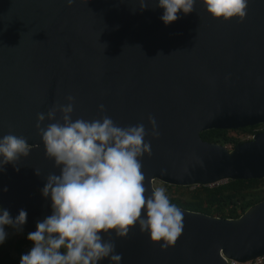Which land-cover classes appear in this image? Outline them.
I'll use <instances>...</instances> for the list:
<instances>
[{"label":"water","instance_id":"1","mask_svg":"<svg viewBox=\"0 0 264 264\" xmlns=\"http://www.w3.org/2000/svg\"><path fill=\"white\" fill-rule=\"evenodd\" d=\"M157 4L148 0L141 11L139 0H74L71 7L66 0H0V138L11 132L32 146L0 171V209L13 219L27 213L20 233L51 215L41 190L48 174H59L45 156L36 115L68 95L75 97L73 120L98 118L101 104L121 126L147 127L148 114L155 117L160 135L145 138L152 155L142 158L146 196L154 181L193 187L264 179V131L231 150L200 137L264 124V0H248L239 23L213 20L198 0L193 12L165 25ZM180 210L184 230L167 249L138 226L124 238H103L114 243L119 264L264 258V200L236 219Z\"/></svg>","mask_w":264,"mask_h":264},{"label":"clouds","instance_id":"2","mask_svg":"<svg viewBox=\"0 0 264 264\" xmlns=\"http://www.w3.org/2000/svg\"><path fill=\"white\" fill-rule=\"evenodd\" d=\"M73 3L66 0L67 7ZM197 3L158 0L156 6L163 9L162 22L169 25L179 19L178 13L193 12ZM199 3L213 20L228 22L236 18L239 23L247 15L248 0ZM147 7L148 0H139L141 11ZM65 100V104L54 103L47 112L36 115L34 127L45 156L54 162L59 174L53 172L46 177L41 194L50 198L51 215L37 222L36 230L27 235L33 246L21 256L19 264H98L105 258L110 264H119L121 255L115 254L114 243L103 235L114 232L124 238L133 226L147 232L150 241L163 249L174 245L184 230V214L171 203L164 187H155L146 196L142 171V158L152 155L151 141L145 138L160 135L155 117L148 114L147 127L143 122L121 126L101 104L98 118L73 120L75 97L68 95ZM31 149L26 137L11 132L4 135L0 138V171L5 165L16 166ZM35 174L39 176V170L35 169ZM164 174L166 170H161ZM26 218L23 209L15 219L7 209H0V244L8 235L5 227L22 231Z\"/></svg>","mask_w":264,"mask_h":264},{"label":"trees","instance_id":"3","mask_svg":"<svg viewBox=\"0 0 264 264\" xmlns=\"http://www.w3.org/2000/svg\"><path fill=\"white\" fill-rule=\"evenodd\" d=\"M263 125V124H262ZM255 127L238 131L208 130L200 134L203 141L213 144L233 142L238 144L241 135L251 132ZM167 194L171 203L178 208L202 213L222 219H236L252 206L264 200V179L228 180L213 186L173 187ZM7 227L5 231L7 232ZM17 232V238L0 244V264H19L23 254L28 253L33 244L27 240L28 234ZM264 264V258H263Z\"/></svg>","mask_w":264,"mask_h":264},{"label":"built area","instance_id":"4","mask_svg":"<svg viewBox=\"0 0 264 264\" xmlns=\"http://www.w3.org/2000/svg\"><path fill=\"white\" fill-rule=\"evenodd\" d=\"M257 126L258 127L254 128L251 132L241 135L238 139L239 141L238 144L251 141L257 133L264 131V124L263 125L260 124ZM222 146L225 147L227 150H231L235 146V144H233V142H226ZM226 262L227 264H263V258H258V259H254V260L243 262V263L232 261V260H226Z\"/></svg>","mask_w":264,"mask_h":264},{"label":"rangeland","instance_id":"5","mask_svg":"<svg viewBox=\"0 0 264 264\" xmlns=\"http://www.w3.org/2000/svg\"><path fill=\"white\" fill-rule=\"evenodd\" d=\"M153 186H154V188H155V187H164L165 190H166V194H168L169 191H172V190H173V189L170 190L169 188H166V187L164 186V184L161 183V182H159V181H154V182H153ZM262 189H264V187H263ZM6 227H7L6 229H7V233H8V235H7V238H6L5 241H8V240H10V239H15V238H17V232H15L14 229L11 228V227H8V226H6Z\"/></svg>","mask_w":264,"mask_h":264},{"label":"flooded vegetation","instance_id":"6","mask_svg":"<svg viewBox=\"0 0 264 264\" xmlns=\"http://www.w3.org/2000/svg\"><path fill=\"white\" fill-rule=\"evenodd\" d=\"M236 131H238V130H236Z\"/></svg>","mask_w":264,"mask_h":264}]
</instances>
